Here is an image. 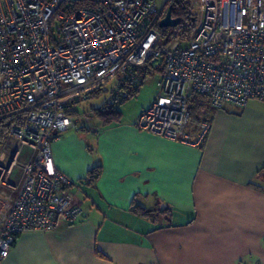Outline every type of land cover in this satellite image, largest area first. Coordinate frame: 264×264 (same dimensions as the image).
<instances>
[{"label":"built area","instance_id":"1","mask_svg":"<svg viewBox=\"0 0 264 264\" xmlns=\"http://www.w3.org/2000/svg\"><path fill=\"white\" fill-rule=\"evenodd\" d=\"M193 1L194 30L181 46L154 28L155 0H0V119L15 121L0 145V262L20 235L84 215L51 155L54 139L78 124L73 103L110 83L105 102L124 104L151 59L161 70L135 122L141 131L198 146L209 126L193 139L186 132L191 94L215 110L264 103V0Z\"/></svg>","mask_w":264,"mask_h":264},{"label":"crops","instance_id":"2","mask_svg":"<svg viewBox=\"0 0 264 264\" xmlns=\"http://www.w3.org/2000/svg\"><path fill=\"white\" fill-rule=\"evenodd\" d=\"M153 70L156 79L161 69ZM155 96L128 118L122 104L108 125L91 116L103 100L84 114L96 127L54 139V168L78 191L84 215L54 232L20 235L0 264H264V103L215 110L206 100L209 128L193 146L136 127ZM199 124L189 123L191 139ZM95 167L100 175L88 185Z\"/></svg>","mask_w":264,"mask_h":264},{"label":"trees","instance_id":"3","mask_svg":"<svg viewBox=\"0 0 264 264\" xmlns=\"http://www.w3.org/2000/svg\"><path fill=\"white\" fill-rule=\"evenodd\" d=\"M165 7L170 8V14L172 19H178V25L176 29L178 30V36L174 37L180 40V42H186L188 41L189 37L193 33L194 26H195V20L196 16L191 14L189 11V4L187 0H167L165 3ZM160 19L161 16H160ZM154 28L157 30L158 34L161 37L162 42L163 38L166 37L167 29L170 28H158V22L154 24ZM152 62L153 60H148L147 66L145 71L143 72L142 76V84L148 77H153L158 70L152 69ZM141 84V86H142ZM103 88H100L90 94H88L84 99L89 98V96L96 95L100 92H102ZM139 88L130 90L131 96L134 97L138 93ZM79 100L78 102L82 101ZM206 98L197 94H191L188 98V107H189V114H190V121L189 123L193 124H199V120L197 117V113L201 110L203 107V104L206 102ZM77 102V103H78ZM121 105L118 106H110L105 101L104 103L97 109H94L91 113V116L100 120L104 124L108 125L110 123L116 122L120 116L118 108ZM69 114V113H68ZM73 118H77V115ZM15 124L14 119L11 117L0 119V145L5 141L6 136L8 134L9 129ZM100 175V168L95 167L88 171L86 175V183L88 185L93 184L97 178ZM136 213L144 216V217H152L154 212L146 211L141 208H135ZM168 212L166 210L161 211V213Z\"/></svg>","mask_w":264,"mask_h":264},{"label":"rangeland","instance_id":"4","mask_svg":"<svg viewBox=\"0 0 264 264\" xmlns=\"http://www.w3.org/2000/svg\"><path fill=\"white\" fill-rule=\"evenodd\" d=\"M156 4L159 9H161L160 16L161 18L164 17L165 11L167 7H165V3L167 0H155ZM189 4V11L191 14L195 15L197 12V7L195 5V2L193 0H187ZM167 34L166 37L163 38L164 43H168L169 40H172L174 37L178 36V30L176 29H167ZM181 46L185 45L186 42L182 43L180 42L179 39L174 38ZM155 78L148 77L142 86L139 87V91L137 95L131 99H129L123 106H121L122 112H123V117L128 118L134 115L137 111L142 107H147L150 101L152 100V97L156 95V89L154 87V80ZM112 87V84L108 83L103 87V91L100 96H98L96 99H88V100H83L80 103L76 104L74 106V110L79 114L77 116L76 120L78 121V124L74 127L77 129L80 127V125H89L90 127H96L99 123L96 119L92 117H87L88 122L85 120L86 114L85 112L89 110L90 107H95L98 106L103 100H105L108 95L109 91ZM206 103V102H205ZM263 103V102H262ZM207 104H204V106L201 108V110L197 113V117L199 122H204L205 120V108ZM211 115V118L214 116V111H211L209 113ZM210 117V116H209ZM78 126V127H77ZM86 136V134H85Z\"/></svg>","mask_w":264,"mask_h":264},{"label":"water","instance_id":"5","mask_svg":"<svg viewBox=\"0 0 264 264\" xmlns=\"http://www.w3.org/2000/svg\"><path fill=\"white\" fill-rule=\"evenodd\" d=\"M178 19H172L170 14V8H167L164 17L158 22V28H176L178 25Z\"/></svg>","mask_w":264,"mask_h":264}]
</instances>
